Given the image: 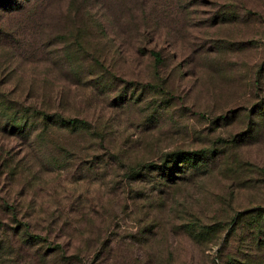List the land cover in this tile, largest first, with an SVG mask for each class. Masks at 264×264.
Masks as SVG:
<instances>
[{"label":"rangeland","instance_id":"rangeland-1","mask_svg":"<svg viewBox=\"0 0 264 264\" xmlns=\"http://www.w3.org/2000/svg\"><path fill=\"white\" fill-rule=\"evenodd\" d=\"M0 264H264V0H0Z\"/></svg>","mask_w":264,"mask_h":264},{"label":"trees","instance_id":"trees-1","mask_svg":"<svg viewBox=\"0 0 264 264\" xmlns=\"http://www.w3.org/2000/svg\"><path fill=\"white\" fill-rule=\"evenodd\" d=\"M151 56L154 58V61L156 63L161 62L158 53L151 52ZM39 115L42 118L43 124L48 123L56 126H62L61 128H64L69 131L81 130L84 127L83 122L75 118H64L60 114H47L46 112H41ZM203 156L204 155L200 151H175L170 154H167L160 163H148L144 165V168L155 170L162 168L163 172H167V174H170L174 172V165L178 163L180 164L178 165V168L183 169L187 165H195V163H197L196 161H198V164L201 165L203 162ZM25 235L27 242L31 245L36 244L38 243V241H40L38 235L27 233H25Z\"/></svg>","mask_w":264,"mask_h":264}]
</instances>
